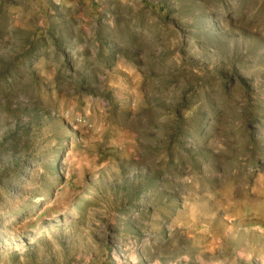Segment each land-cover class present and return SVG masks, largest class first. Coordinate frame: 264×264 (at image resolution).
I'll use <instances>...</instances> for the list:
<instances>
[{"label": "rangeland", "instance_id": "374dc122", "mask_svg": "<svg viewBox=\"0 0 264 264\" xmlns=\"http://www.w3.org/2000/svg\"><path fill=\"white\" fill-rule=\"evenodd\" d=\"M0 264H264V0H0Z\"/></svg>", "mask_w": 264, "mask_h": 264}]
</instances>
